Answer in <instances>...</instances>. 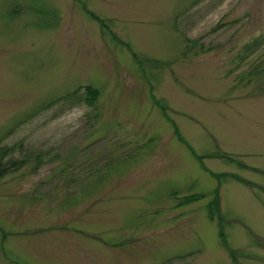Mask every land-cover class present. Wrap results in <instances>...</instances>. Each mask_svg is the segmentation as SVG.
Here are the masks:
<instances>
[{
	"label": "rangeland",
	"instance_id": "obj_1",
	"mask_svg": "<svg viewBox=\"0 0 264 264\" xmlns=\"http://www.w3.org/2000/svg\"><path fill=\"white\" fill-rule=\"evenodd\" d=\"M0 150V264H264V0H0Z\"/></svg>",
	"mask_w": 264,
	"mask_h": 264
},
{
	"label": "trees",
	"instance_id": "obj_2",
	"mask_svg": "<svg viewBox=\"0 0 264 264\" xmlns=\"http://www.w3.org/2000/svg\"><path fill=\"white\" fill-rule=\"evenodd\" d=\"M86 95L88 97L87 98L88 102H94L98 97V93L92 89H88V91H86ZM0 151L3 152L2 155L0 156V179H1L3 176H5L8 173V169L10 165H6L5 163L1 162V159L7 153V151H2V150ZM12 166H15V164L12 163Z\"/></svg>",
	"mask_w": 264,
	"mask_h": 264
}]
</instances>
